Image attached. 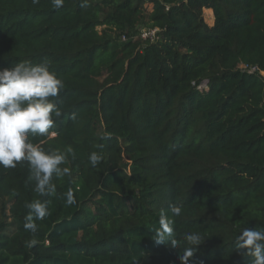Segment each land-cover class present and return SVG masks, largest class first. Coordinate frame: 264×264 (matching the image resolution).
Instances as JSON below:
<instances>
[{
	"label": "trees",
	"instance_id": "1",
	"mask_svg": "<svg viewBox=\"0 0 264 264\" xmlns=\"http://www.w3.org/2000/svg\"><path fill=\"white\" fill-rule=\"evenodd\" d=\"M146 1L0 0V68L46 62L65 84L50 135L29 139L76 153L54 197L34 192L27 162L0 166V264H182L152 239L162 211L181 246L205 239L191 264H250L235 239L264 230V0ZM35 199L52 203L32 233Z\"/></svg>",
	"mask_w": 264,
	"mask_h": 264
},
{
	"label": "clouds",
	"instance_id": "2",
	"mask_svg": "<svg viewBox=\"0 0 264 264\" xmlns=\"http://www.w3.org/2000/svg\"><path fill=\"white\" fill-rule=\"evenodd\" d=\"M38 3L39 0H33ZM65 0H52L54 8L60 9ZM87 6L84 0L82 7ZM64 81L55 71L50 70L46 62L32 64L20 62L11 67L0 68V166L11 169L21 162H27L30 168L29 181H33L34 192L41 197H54L57 184L65 175H71L69 157L75 159L76 153L71 146L64 150L45 151L40 145L29 139L32 135L48 136L56 119L62 116L61 107L54 99L64 89ZM75 118V116H73ZM103 140L111 139L103 134ZM93 167L102 160L103 155L92 152L89 156ZM65 206L77 203L74 191L70 188L64 193ZM51 199H35L25 206L29 209L25 216L24 228L32 233L37 231L35 221H42L51 214ZM182 212L180 204L170 205L172 216L179 217ZM152 239L157 244L180 248L182 264H191L199 245L205 240L200 233H188L181 246L176 238L174 221L165 212L159 216V227H155ZM36 243L28 242L31 247ZM235 250L244 257H251L250 264H264V230L244 228L235 239Z\"/></svg>",
	"mask_w": 264,
	"mask_h": 264
},
{
	"label": "built area",
	"instance_id": "3",
	"mask_svg": "<svg viewBox=\"0 0 264 264\" xmlns=\"http://www.w3.org/2000/svg\"><path fill=\"white\" fill-rule=\"evenodd\" d=\"M160 31L159 28L154 27V28H141L138 37L142 38L145 41H150V42H154L157 39V35L158 32ZM127 36L125 34L122 35V40H126ZM241 70L244 71H250V72H254L256 71L258 68L257 67H250L249 65L245 64V63H241L238 66Z\"/></svg>",
	"mask_w": 264,
	"mask_h": 264
},
{
	"label": "rangeland",
	"instance_id": "4",
	"mask_svg": "<svg viewBox=\"0 0 264 264\" xmlns=\"http://www.w3.org/2000/svg\"><path fill=\"white\" fill-rule=\"evenodd\" d=\"M145 2H146V7H147V9L150 11V9L152 8V4L150 3V2H148V1H146L145 0ZM101 26L99 27V29L101 30ZM142 28H150L149 26H143ZM205 84V83H204Z\"/></svg>",
	"mask_w": 264,
	"mask_h": 264
},
{
	"label": "crops",
	"instance_id": "5",
	"mask_svg": "<svg viewBox=\"0 0 264 264\" xmlns=\"http://www.w3.org/2000/svg\"><path fill=\"white\" fill-rule=\"evenodd\" d=\"M153 10V4H152V8L150 9V11H152Z\"/></svg>",
	"mask_w": 264,
	"mask_h": 264
}]
</instances>
